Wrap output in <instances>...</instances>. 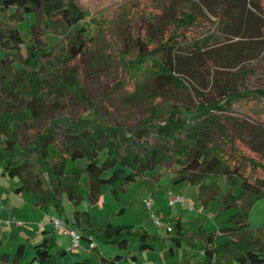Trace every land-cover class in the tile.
Returning <instances> with one entry per match:
<instances>
[{
	"label": "trees",
	"instance_id": "16d2710c",
	"mask_svg": "<svg viewBox=\"0 0 264 264\" xmlns=\"http://www.w3.org/2000/svg\"><path fill=\"white\" fill-rule=\"evenodd\" d=\"M156 5L158 12H138L126 4L117 18H93L95 35L83 25L52 44L50 32L86 19L84 5L0 0L1 173L17 178V193H33L36 206L76 228L83 239L92 235L122 250L137 241L141 252L171 240L173 253L184 244L195 248L201 237L206 256L183 264H264V225L254 229L249 222L251 208L264 197V87L239 89L218 67L239 63L254 46L264 50V7L253 0ZM31 13L36 20L27 43L21 24ZM113 65L117 80L111 92L126 108L146 107L137 121L129 112L123 121H112L109 95H90L91 80ZM253 69L243 64L232 74L244 77ZM175 89L187 100H174ZM76 104L82 108L79 114L73 111ZM23 129L31 132L29 140L21 138ZM166 164L177 166L173 182L198 188L201 207L221 192L209 177H226L232 189L223 193L221 203L236 210L229 219L234 225L222 229L226 241L218 243L217 234L204 226L198 235L180 218L163 237L145 226L101 225L88 210L68 216L66 201L78 207L88 197L95 204L105 184L118 196ZM93 250L100 253L98 245ZM25 255L23 243L13 256L0 249L4 262L58 264L47 240L35 246L32 259ZM123 258L117 254L101 264H121ZM78 264L95 263L86 258Z\"/></svg>",
	"mask_w": 264,
	"mask_h": 264
},
{
	"label": "rangeland",
	"instance_id": "374dc122",
	"mask_svg": "<svg viewBox=\"0 0 264 264\" xmlns=\"http://www.w3.org/2000/svg\"><path fill=\"white\" fill-rule=\"evenodd\" d=\"M88 11L86 19L81 21L78 25L72 27L71 29H57L50 32L49 40L50 43H57L61 40L62 36H65L67 32L75 30L80 26L87 27L88 35H95L98 31V24L93 21V18L100 19L102 16L109 19L117 18L120 12V8L124 5L134 4L135 9L138 12L146 10V12L159 11L156 2H170L171 0H76ZM255 2H261L264 7V0H253ZM36 17L34 13H31L27 16L26 20L21 24V30L23 32L24 38L27 43L30 42V28L31 25L35 22ZM108 38L111 39V36L108 33ZM3 55V50L0 47V58ZM247 57L242 59L237 64L230 63V66H218L221 69V72L230 80V83L239 88L244 89V87H264V50L261 47L254 46V49L249 53H246ZM243 64L248 65L253 70L242 77H234L232 74L233 71L240 68ZM117 80V74L115 73V66H111L108 72H103L101 75L95 77L89 83V92L93 99H98L100 97H108V100L112 101L113 111L111 120L112 121H123L125 113L129 112L131 117L137 121L139 117L143 116L146 107L139 105L133 108H126L121 102V99L118 95L111 92L113 84ZM190 87V85H188ZM208 91V89H206ZM172 96L174 100H187V97L184 92L180 89H175L172 91ZM81 106L79 104L74 105L73 111L75 114L81 113ZM31 132L28 129H23L21 133V138L23 140H29L31 138ZM248 151V150H247ZM249 152V151H248ZM261 159L264 161V155L261 156ZM1 168V167H0ZM177 166L166 164L159 166L156 169L147 173L145 177L139 178L138 180L128 184L125 189L120 190L118 196L115 195L113 187L110 184H105L103 186V191L106 193L103 208L101 204H92L88 197H86L79 208L89 207L90 213L95 218L101 219L103 223H120V224H134L136 226H145L154 233L166 237L168 236V231L166 226H157L152 218L154 211L161 218L162 222L165 224L167 221L170 223L174 222L175 216L172 218H166V213L171 212L173 215L182 216L183 223L186 225V229H191L192 232L199 235L201 226H204L208 231L215 232L217 234L218 243L226 241L228 238L227 235L222 231L224 227L233 226L234 224L229 222V219L232 214L235 213L233 208H224L221 203V196L223 193L230 191L232 186L227 182L225 176L212 175L209 177L208 181L210 183L215 182L221 186V192L218 195V198L212 200L208 207H201L199 199L198 188L192 184H187L185 182L175 183L173 178L175 177V170ZM2 173L0 171V181L3 186H7L5 191L10 194L13 187V179L15 178L8 177L10 179H3ZM6 178V177H5ZM83 182L89 183V176L85 174L83 177ZM241 190L240 183L236 185L234 191L237 194ZM169 192L174 194H182L187 202H191L194 205V208H190L189 205H185L182 202H178L175 205H170L169 202ZM12 194V193H11ZM163 194L165 201L163 203L165 207V212L158 210L159 205L156 204L155 198L157 195ZM151 197L153 199V210H150L147 207L145 199ZM67 209V207H66ZM71 209V207H68ZM83 209V210H84ZM93 217V218H94ZM249 222L252 228H259L264 225V197L259 199L255 205L251 208L249 213ZM13 226V225H12ZM68 229V228H67ZM67 229H62L68 232ZM223 232V233H222ZM4 243L7 245L6 249H9L11 243H8L7 238H3ZM83 242V241H82ZM81 242V244H82ZM84 242L88 244V240L84 239ZM134 242H131V247L134 246ZM100 244V247L103 248V260H109L112 257H115L117 253L125 251L120 249L116 245H110L102 241L97 242ZM89 245V244H88ZM171 240L167 241L165 244L159 245L155 250H146L144 257L153 258L152 261L159 264H183L186 261H196L203 259L206 256V252L201 250V247L204 246V242L201 237L197 238V246L195 248L190 247L188 244H184L182 248L175 247V252H170ZM81 246V245H80ZM79 246V247H80ZM129 250V249H127ZM126 250V251H127ZM3 251H7L4 250ZM90 255H92L95 260H98L99 254L96 250L88 249ZM140 245L138 243V248L133 251V255L140 253ZM101 252V251H100ZM85 251H82L81 257L85 255ZM196 253V255L194 254ZM66 255V254H65ZM64 255V256H65ZM13 256V255H12ZM62 256V257H64ZM29 257V256H28ZM75 256L74 253H69L68 257L63 258L62 262L64 264H75L72 260ZM125 258V257H124ZM132 262L138 264L137 261ZM155 259V260H154ZM123 261V259H122ZM149 262V261H148ZM126 264V261H124ZM0 264H7L4 261L0 260ZM150 264V263H145Z\"/></svg>",
	"mask_w": 264,
	"mask_h": 264
},
{
	"label": "crops",
	"instance_id": "0c3cea01",
	"mask_svg": "<svg viewBox=\"0 0 264 264\" xmlns=\"http://www.w3.org/2000/svg\"><path fill=\"white\" fill-rule=\"evenodd\" d=\"M0 171H2V168H0ZM3 179H10L8 176H1ZM6 177V178H5ZM16 181L13 179V187H12V194H8V192L5 191V188L7 186H3V184L0 181V249L1 250H7L11 255H14L17 251V248L20 244L26 245V260H30L35 255V246L39 243H42L44 240L48 241V244L52 246V253L55 255L58 264H64L62 262L63 258L68 257L69 253H74L75 256L73 258V262L75 264H78L79 261L89 258L91 259L95 264H101V262L105 261L102 258L103 255V248L100 247V244L98 243L99 247V258L98 260H95V258L90 255L88 249L89 243L86 244L83 240L80 247L76 249H70L71 247V238L67 231L58 229L53 226L51 223L52 216L56 215L54 213L45 212L41 210L38 206L35 204V196L33 193L23 192V193H17L15 191L17 178H15ZM1 180V179H0ZM88 186L89 184H86ZM106 197V193L103 191V194L100 198V200L97 202V204H101L104 208V199ZM156 204L160 206L158 210L164 211L165 207L163 205L165 198L163 194H159L155 198ZM66 207H67V213L70 218H73V213L75 210H83L78 207H74L69 201H66ZM68 207H71V209H68ZM84 210H88L90 212L89 207H85ZM165 212V211H164ZM57 216V215H56ZM175 216V218H180L182 220V216L173 215L171 212L166 213V218H172ZM13 217H16L17 219L23 221L24 223L22 225H17L15 222L7 223L8 219H11ZM94 217V216H93ZM95 220L98 221L99 224H107L103 223L98 218H95ZM170 222V221H167ZM182 222H184L182 220ZM120 224V223H118ZM13 225V226H12ZM44 225L45 229H42V226ZM3 238H7L8 243H11V246L9 249H6V244L3 241ZM134 246L130 250L131 244L129 246V250L121 251V254L125 257L123 258V261H121V264H125L124 261H126V264H135L132 262V259L134 261H137L138 264H159L158 262L155 263L152 261L153 258L146 256L144 257L145 252H141L139 254L133 255V251H135L138 248V242H134ZM157 248V247H156ZM155 248V249H156ZM66 250L65 256L60 255L59 252ZM154 249V250H155ZM82 251H85V255L81 257ZM171 252V251H170ZM175 252V250H174ZM173 252V253H174ZM117 254H120L117 253ZM29 256V257H28ZM64 256V257H62ZM155 260V259H154ZM149 261V262H148ZM7 264H12V261L6 262Z\"/></svg>",
	"mask_w": 264,
	"mask_h": 264
},
{
	"label": "built area",
	"instance_id": "2783aa9c",
	"mask_svg": "<svg viewBox=\"0 0 264 264\" xmlns=\"http://www.w3.org/2000/svg\"><path fill=\"white\" fill-rule=\"evenodd\" d=\"M145 202L147 204V207L150 210H153V199L151 197H148L145 199ZM169 202H170V205H175L178 202H182L185 205H189L190 208H194L193 203L191 202L188 203L182 194H174L173 192H169ZM152 218H153L154 223L157 226H166L167 231H172L173 229L172 224L170 222H167L166 224L162 222L161 218L158 216L156 211L153 212ZM11 222H15L17 225H22L24 223L23 221L17 219L16 217H13L7 220V223H11ZM51 223L53 224L54 227L61 229V230L68 228L67 229L68 234L70 235V238H71L70 249H76L81 245V242L84 239H83L82 234L76 228L65 224V222L56 215L52 216ZM42 229H45L44 225L42 226ZM88 242H89V248L91 249L97 246V241L92 235L89 236Z\"/></svg>",
	"mask_w": 264,
	"mask_h": 264
}]
</instances>
